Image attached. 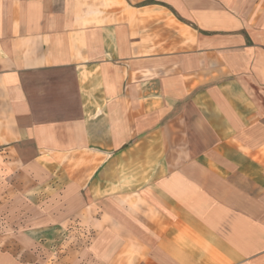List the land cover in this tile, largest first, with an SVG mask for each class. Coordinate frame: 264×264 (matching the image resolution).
Segmentation results:
<instances>
[{"label": "crops", "instance_id": "0c3cea01", "mask_svg": "<svg viewBox=\"0 0 264 264\" xmlns=\"http://www.w3.org/2000/svg\"><path fill=\"white\" fill-rule=\"evenodd\" d=\"M0 264H264V0H0Z\"/></svg>", "mask_w": 264, "mask_h": 264}]
</instances>
